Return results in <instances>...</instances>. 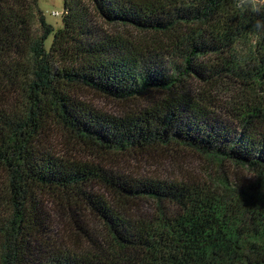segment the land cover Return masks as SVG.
<instances>
[{
	"label": "trees",
	"instance_id": "obj_1",
	"mask_svg": "<svg viewBox=\"0 0 264 264\" xmlns=\"http://www.w3.org/2000/svg\"><path fill=\"white\" fill-rule=\"evenodd\" d=\"M39 1L0 0V264H264L260 17L63 0L56 30ZM127 153L186 160L140 175Z\"/></svg>",
	"mask_w": 264,
	"mask_h": 264
},
{
	"label": "rangeland",
	"instance_id": "obj_2",
	"mask_svg": "<svg viewBox=\"0 0 264 264\" xmlns=\"http://www.w3.org/2000/svg\"><path fill=\"white\" fill-rule=\"evenodd\" d=\"M39 6L44 13L47 23L54 26L57 29L63 27L62 15L64 12V2L63 0H40ZM53 41V36H51L47 42L46 47L49 49ZM86 95L89 99L97 106L99 109L118 114L122 111V104L111 98L101 96L97 93L87 92ZM123 157L122 161L121 158ZM163 159L159 155H154V157H148L145 159V155L127 153L124 156L120 155L119 161L122 162V166L130 172H137L140 175H161L171 177L175 174L176 170L179 169L181 162L186 160V157L182 155H175L172 159ZM193 161V164L197 167L200 163L196 156H190L188 158ZM194 166V167H195ZM60 210V209H59ZM59 218L66 220L64 215L58 214Z\"/></svg>",
	"mask_w": 264,
	"mask_h": 264
},
{
	"label": "clouds",
	"instance_id": "obj_3",
	"mask_svg": "<svg viewBox=\"0 0 264 264\" xmlns=\"http://www.w3.org/2000/svg\"><path fill=\"white\" fill-rule=\"evenodd\" d=\"M234 4L241 14L250 13L260 17L252 28L258 35H264V0H234Z\"/></svg>",
	"mask_w": 264,
	"mask_h": 264
}]
</instances>
